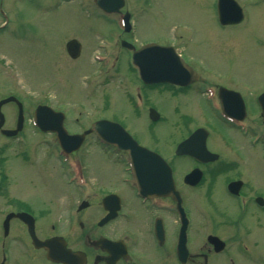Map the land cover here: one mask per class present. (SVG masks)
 Instances as JSON below:
<instances>
[{"label": "flooded vegetation", "instance_id": "flooded-vegetation-1", "mask_svg": "<svg viewBox=\"0 0 264 264\" xmlns=\"http://www.w3.org/2000/svg\"><path fill=\"white\" fill-rule=\"evenodd\" d=\"M75 1L27 0L26 4L38 5L37 11L43 13L44 17L46 13L57 12V20L52 22L54 31H57H51L50 38L46 37L54 41L52 49L59 54L60 71L66 70L65 63L73 67L80 60L92 65L93 69L85 81L86 99H90L93 88L104 85H110L111 90L113 87L122 88V95L127 96L129 101V113L134 117L149 118L152 106L149 105L147 93L151 92L154 97L155 90L167 88L175 107L173 112L180 120L182 133L186 134L176 140L170 155L161 153L157 146L150 147L138 142L165 158L184 210H178L177 201L171 196H155L153 191V196L141 195L129 168L128 152L100 141L94 130L86 134L78 149L66 156L67 160L56 134L40 131L36 146L45 151L44 158L33 164L28 178H44L45 174L51 177L61 175L68 193L61 197L70 201L71 206L69 210H52L58 200V196H55L57 192L44 202L48 208L46 210H33L28 204L9 201L10 210H0V264H241V260L250 264H264L263 165L252 163L255 154L264 164V117L257 102L259 93L246 94L232 85L207 81L201 70L203 63H193L192 57H188L192 43L190 38L178 31L181 23L172 26L171 36H174L175 44L169 43L168 47L184 57L198 73V79L181 86L170 83L146 84L137 77V68L132 62L135 50L151 43L137 42V12L139 9L148 11L149 4L153 5L156 1L159 14L158 0H133L134 4L132 0H124L121 10L111 15L99 10L95 0H82L80 3L87 4V9L93 12L95 25L98 24V30L102 31L93 37L78 31L68 34L59 30L64 26L63 15L58 14L63 12V3ZM0 7L1 15L8 17L0 24L1 34L13 23L10 25V17L3 9L2 2ZM127 13L132 22L131 28L119 30L120 14ZM8 34L15 38L14 27ZM4 41L0 37V52L1 49L7 51V47L1 46L5 44ZM124 42L133 47L127 48ZM98 54L103 57L97 58ZM105 59L109 62L104 66ZM155 60L159 62V57H155ZM120 64L126 66L127 78L122 74ZM96 66L98 78H95ZM3 72L0 63V75ZM116 81L118 86H115ZM119 81L132 83V87H126ZM210 87L215 91L220 108L221 89L240 93L241 103L237 102L235 106L229 103V109L234 107L232 116L235 119L225 117L222 109L212 110L206 97L211 91ZM188 94L198 97L206 105L214 116L215 124L220 125L219 128L225 129L229 135H236L243 142L231 143L221 132L213 131V124L194 123L191 116L179 111V102L174 97ZM10 96L17 98V102L8 100L1 103ZM18 101L22 104L23 126L17 134L9 135L4 131L15 130L19 121ZM30 104L31 101L27 104L26 98L16 89L0 93V160L10 153L16 156L15 143L25 141L23 133L30 126L34 115ZM72 108L76 115L73 120H70L66 109H57L65 113L64 124L70 133H82L91 128L96 120L107 118L96 117L99 115L96 106L94 108L80 103L79 109L74 105ZM163 118L161 115L152 122L158 123ZM81 119L87 120L83 122ZM72 123L77 128H70ZM192 123L196 125L192 127ZM202 127L207 129L206 146L213 155L206 161L197 159L189 152L190 149L202 154L198 143L191 147V143H185L195 131L198 132L195 140H199L201 132L198 129ZM212 139L217 140L215 148L211 144ZM18 154L22 156L21 152ZM98 154L106 158L96 159ZM119 168L124 172L120 178ZM147 170L151 171L152 168ZM7 179V174L0 166V181L6 182ZM148 189L155 190V180L148 181ZM189 192L199 193L200 198H210L213 193L217 197L216 215L215 218H208L210 224L200 212L198 217L196 210H190L186 201ZM82 202L86 206L80 209ZM47 240L53 241L55 258L48 256V248L43 245L42 241Z\"/></svg>", "mask_w": 264, "mask_h": 264}, {"label": "rangeland", "instance_id": "rangeland-1", "mask_svg": "<svg viewBox=\"0 0 264 264\" xmlns=\"http://www.w3.org/2000/svg\"><path fill=\"white\" fill-rule=\"evenodd\" d=\"M81 1L63 3V12L58 14L63 15L64 26H61L59 30L68 34L78 31L90 37L98 36V33L102 31L98 30V24L95 25L92 12L85 8L86 5H82ZM237 1L246 11L245 21L238 26L223 27L218 21L216 0H158L159 14H157L158 5L156 6L155 1L153 5L149 4L148 11L139 9L137 12L139 40L137 42L141 44L149 41L161 46L175 44V38L171 36V28L174 24L181 23L178 31L190 38L192 43L188 50L191 56L188 53V57H192L193 63L198 64V61L203 63L201 70L207 81L226 83L246 94L252 95L254 92L257 94L264 89V0ZM26 2L27 0H3L5 9L11 12L13 17L11 20L15 21L12 27L16 36L12 38L7 32L2 35L6 41L1 46L7 47V51L1 49L2 52H0V63L4 70L0 75V93L16 89L22 97L26 98L27 104L31 101L32 111L38 103L46 100L56 110L66 109L70 120L76 117L75 111H72V105L76 109L80 108V103L94 108L96 106L95 109L99 114L97 118L107 117L119 120L137 141L150 147L157 146L161 153L170 155L176 140L180 135L186 134L182 133L180 120L173 112L175 107L169 96L170 93L164 91V88L155 90L154 97L151 92L147 93L149 105L155 107L164 117L158 123L152 122L147 116H132L133 114L129 113L128 98L122 95V88L113 87L111 90L110 85L93 88L90 99H86L85 81L87 74H90L93 69L92 65L80 60L73 67L71 65L68 67L64 60L66 70L60 71L58 69L59 54L52 49L54 41L49 39L51 31L55 30L52 22L57 20V12L46 13L44 17L43 13L37 11L38 5L30 6ZM42 35L43 42H41ZM120 70L127 78L124 64H120ZM95 74L97 75L95 78H98L97 66ZM117 82L115 86L119 85ZM119 82L126 87H132V83ZM174 98L179 102L177 109L191 116L192 122L209 126L213 124L215 128L213 131L218 130L228 137L231 143L243 142L235 137L236 135H229L225 129L219 128L220 125L215 124L214 116L206 105L198 100V97L188 94ZM81 120L84 122L87 119ZM194 123L190 125L193 127L196 125ZM70 128H77V125L72 123ZM24 137V142L15 143L16 156L10 153L8 157L0 160V166L8 178L0 192L1 209L10 210L7 201L13 200L22 205L28 204L33 210H46L48 208L44 202L50 200V196L57 192L55 196H58V204L57 202L53 204L52 210H69L70 201L61 197L64 193L68 194L65 179L61 178V175L56 173L57 176L54 177L45 174L44 178H28L31 167L44 158L45 151L40 146H36L39 142V134L31 127L26 128ZM216 142L217 140H211L213 145ZM216 146L214 145V148ZM18 152H21L22 156ZM105 158L100 154L96 156V159ZM252 163L263 165L262 177H264V164L260 157L254 154ZM123 174L122 168H119V178ZM106 176L111 177V175ZM71 190L74 189L71 188ZM199 196V193L189 192L186 201L190 210H196L198 217L200 212L202 216L207 217L210 224L211 221L208 218H215L216 215L214 210H216L217 197L214 193L210 198ZM240 262L250 264L242 260Z\"/></svg>", "mask_w": 264, "mask_h": 264}, {"label": "water", "instance_id": "water-1", "mask_svg": "<svg viewBox=\"0 0 264 264\" xmlns=\"http://www.w3.org/2000/svg\"><path fill=\"white\" fill-rule=\"evenodd\" d=\"M98 4L106 10L113 11L123 5V0H98ZM218 12L220 20L224 23L236 22L243 17L242 9L235 0H219ZM157 55L163 56L161 62L162 65L160 66V74H155L159 65L156 66L154 71L151 68L153 67L151 60ZM136 57L146 64L147 70L141 66V71L143 77L147 80L152 81L170 78L177 81H183V78L186 77V70L183 65L177 64L176 61L173 60L174 57L172 51L168 47L150 44L136 52ZM261 99L264 100V94L261 96ZM36 118L40 125H43L41 120L44 121V129H50L57 132L59 140L64 146H66L67 151L76 148L83 140L85 134L90 131L87 130L83 134H68L63 128L62 115H59L51 108L45 106H39L37 108ZM116 126L117 125H114L109 121L101 120L94 124V129L97 131L98 135L106 141L116 143L120 148L129 149L135 167L139 162L143 165L144 169H146L145 166L148 168L151 167L154 173L146 170L150 180L155 178V187L157 189H166L162 194L169 193L171 189H173V182H169L168 175H166L161 165L162 163L159 160H156L158 165L155 164V153L139 147L136 141L125 130H123L122 127ZM201 145L202 150L205 151L204 142H201Z\"/></svg>", "mask_w": 264, "mask_h": 264}]
</instances>
